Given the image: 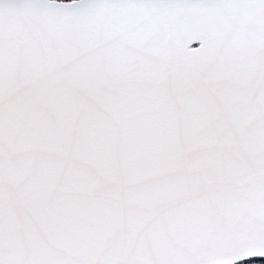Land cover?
Wrapping results in <instances>:
<instances>
[{"label": "snow or ice", "instance_id": "snow-or-ice-1", "mask_svg": "<svg viewBox=\"0 0 264 264\" xmlns=\"http://www.w3.org/2000/svg\"><path fill=\"white\" fill-rule=\"evenodd\" d=\"M264 257V0H0V264Z\"/></svg>", "mask_w": 264, "mask_h": 264}, {"label": "water", "instance_id": "water-1", "mask_svg": "<svg viewBox=\"0 0 264 264\" xmlns=\"http://www.w3.org/2000/svg\"><path fill=\"white\" fill-rule=\"evenodd\" d=\"M255 260H264V257H260V256H253V257H249L245 260H239V261H235L234 264H241V263H246V262H252Z\"/></svg>", "mask_w": 264, "mask_h": 264}, {"label": "trees", "instance_id": "trees-1", "mask_svg": "<svg viewBox=\"0 0 264 264\" xmlns=\"http://www.w3.org/2000/svg\"><path fill=\"white\" fill-rule=\"evenodd\" d=\"M241 264H264V260H255L252 262H246V263H241Z\"/></svg>", "mask_w": 264, "mask_h": 264}]
</instances>
